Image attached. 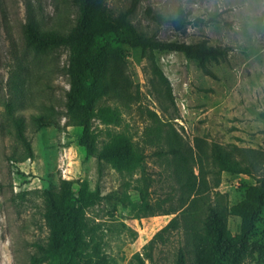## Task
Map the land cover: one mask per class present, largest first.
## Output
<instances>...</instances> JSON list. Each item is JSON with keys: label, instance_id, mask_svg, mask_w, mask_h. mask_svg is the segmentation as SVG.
I'll return each instance as SVG.
<instances>
[{"label": "rangeland", "instance_id": "374dc122", "mask_svg": "<svg viewBox=\"0 0 264 264\" xmlns=\"http://www.w3.org/2000/svg\"><path fill=\"white\" fill-rule=\"evenodd\" d=\"M134 4L129 20L143 37L226 47L228 56L207 64L212 77L182 53L156 52L157 64L172 85L170 101L153 73L149 53L127 48L132 99L127 105L103 102L114 116L94 120L99 148H139L151 178L150 202L171 198L166 207L178 206L180 190L150 143L153 128L172 127L191 146L197 138L203 140L208 156L214 143L230 148L251 172H223L214 188L218 170L209 158L207 168L214 173L206 177V196L214 204L216 192L226 194L229 209L241 207L264 177V121L259 117L264 111V0H94L89 27L96 25L101 12L118 17ZM179 8L191 22L182 32L172 25ZM148 10L165 22L153 20ZM79 16L78 0H0V264H34L40 247L57 234L58 220L47 215L58 208L70 182L76 188L85 183L90 192L99 189L101 196L86 211L98 245L90 249L84 264H175L184 245L182 230L153 246L149 243L176 214L137 218L119 196L125 194L134 203L140 200L145 185L141 168L133 158L122 164L121 171L102 161L99 173L98 160L79 144L82 128L68 117L71 71L91 39L70 48L38 49L28 44L29 29L41 36L66 35ZM198 18L215 22L197 25ZM243 222L242 214L232 212L227 225L232 236L241 234ZM255 226L244 242L249 250L235 255L234 264H258L251 246L264 245V213ZM208 253L209 246L202 264H207Z\"/></svg>", "mask_w": 264, "mask_h": 264}, {"label": "trees", "instance_id": "16d2710c", "mask_svg": "<svg viewBox=\"0 0 264 264\" xmlns=\"http://www.w3.org/2000/svg\"><path fill=\"white\" fill-rule=\"evenodd\" d=\"M94 0H78L80 16L77 25L66 35L48 36L39 35L29 29L28 44L38 49L70 48L84 38L91 42L78 65L71 71L70 91L67 95V114L71 122L82 128L79 144L89 156L95 157L99 164V173L102 172V161L109 162L115 169L121 171L122 164L133 158L137 167L143 173L144 187L140 192V200L134 203L127 195L119 196L125 207L137 212V218L167 216L176 214L150 241L153 246L173 231L182 230L184 245L179 248L175 264H202L204 252L209 246V253L205 257L207 264H234L235 255L247 252L244 246L245 239L255 230V221L264 213V177L261 184L253 188L249 201L240 206L229 209L226 194L216 192L214 204L207 201V175L214 173L208 170L207 161L212 159V165L218 170L214 188L221 183L220 175L223 172L232 175H249L248 165H243L234 156L230 148L220 144L211 145V154L208 156L202 145L203 140L197 138L195 145L183 141V138L174 128L168 129L158 126L149 133L150 143L157 147L155 154L171 171L172 181L180 190L178 206L166 207L171 198L151 203L149 196L150 182L147 176L144 154L139 148L129 145L125 150L104 145L98 146V136L93 128L94 120L103 116H114L113 110L104 107L105 101H118L127 105L131 101L133 83L127 75L128 60L127 48L141 49L149 53L153 73L165 89V95L174 100L172 85L156 61V52L182 53L189 60L199 63L204 73L215 77L208 68L210 61L220 62L228 56L226 47H206L202 44H186L167 42L143 37L129 20L135 10V5L126 13L118 17L109 15L106 11L97 17L94 27H89L91 3ZM153 20L164 23L165 18L159 14L147 12ZM215 22L213 19L205 21L196 19L197 25ZM187 13L179 8L178 16L172 21L177 32H182L190 24ZM154 116L156 114L152 112ZM264 121V111L259 114ZM30 151V148L28 149ZM32 156V154H30ZM197 169L198 173L195 172ZM74 182L66 185L62 193L58 208L48 211V218L58 220L57 234L51 237L49 243L40 247V256L33 258L34 264H84V259L98 245L93 236L95 230L88 224L86 211L101 201L100 191L90 192L85 183ZM243 215L244 222L240 235L232 236L228 231V219L232 215ZM178 213V214H177ZM253 252L258 254V264L264 263V245H252ZM251 251V250H250ZM241 253V254H240Z\"/></svg>", "mask_w": 264, "mask_h": 264}]
</instances>
